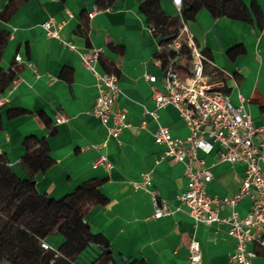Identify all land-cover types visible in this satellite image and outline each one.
Here are the masks:
<instances>
[{
	"label": "crops",
	"instance_id": "obj_1",
	"mask_svg": "<svg viewBox=\"0 0 264 264\" xmlns=\"http://www.w3.org/2000/svg\"><path fill=\"white\" fill-rule=\"evenodd\" d=\"M244 1L248 4L250 0ZM256 1L264 14V0ZM159 2L168 15L179 14L171 0ZM6 3L0 0V29L7 32L0 54V155L11 170L21 179L27 176L19 159L25 152L24 139L32 136L46 140L53 159L49 168L35 175L39 193L60 198L84 180L100 179L99 189L107 201L90 206L84 218L93 232L109 241L111 264L141 258L148 264H186L191 237L200 245L198 264H238L230 258L235 241L227 234L225 223L196 222L184 206L160 218L152 217L154 208L147 189L156 190L177 207L176 195L187 182L181 162L160 159L165 146L155 143L154 132L163 125L173 137L184 138L189 129L172 105L155 107L151 83L144 73L154 75V84L161 87L159 38L152 33L138 0H113L106 8H97L94 0H25L7 14L3 12ZM49 17L63 21L57 37L50 36L42 25ZM185 22L211 60L204 66L209 82L234 105L241 102V96L254 123H264V16L237 20L214 17L200 8ZM91 47L101 50L95 69L118 75L115 105L126 112L128 123L118 139L107 138L105 126L92 113L96 78L80 57ZM17 54L18 61L14 59ZM178 61L189 68L184 57ZM12 64L18 67V83L8 92L5 72ZM153 110L156 118L150 114ZM56 114L66 120L56 123ZM218 150L214 144L209 152L199 150L197 155L212 173L206 193L222 199L239 190L245 167L241 162L219 159ZM99 154L106 155L109 168L92 166ZM145 170L151 171L150 184L147 189L135 187L133 182ZM249 205L245 196L234 209L244 216ZM216 207L220 217L231 210L220 202ZM61 241L57 233L44 239L52 249ZM250 246L258 251L253 264H264V249ZM92 254L83 252L76 264L87 263Z\"/></svg>",
	"mask_w": 264,
	"mask_h": 264
},
{
	"label": "built area",
	"instance_id": "obj_2",
	"mask_svg": "<svg viewBox=\"0 0 264 264\" xmlns=\"http://www.w3.org/2000/svg\"><path fill=\"white\" fill-rule=\"evenodd\" d=\"M180 9L182 0H171ZM88 16H92L89 13ZM63 21H56L49 17L42 25L50 36H58V30ZM178 35L168 44V49L177 50L183 42L189 46V68L184 69L182 63L175 58H169L162 66L161 87L154 82L156 77L144 73V78L151 83L152 97L155 107L172 105L189 129L184 137H173L167 126L160 125L154 132V141L165 146L160 156L170 157L183 164V172L187 178L186 186L176 195L180 206L172 207L168 201L160 197L156 190L147 189L151 180V171L140 173V179L134 181L135 187H144L150 194L153 205V218H160L181 209L189 214L194 221L211 224L223 222L227 225V234L234 241V250L230 258L238 264H253L252 259L258 251L250 246L256 245L264 249V123L255 124L250 113L241 102L234 105L228 95L221 89L215 88L204 71L210 58L196 43L186 22L180 21ZM64 44H68L63 41ZM73 47V45L68 44ZM158 50L162 48L158 45ZM101 50L97 47L87 48L80 54L82 64L90 70L96 78L97 97L92 113L98 117L106 128V137L118 139L122 130L128 125L126 112L115 105L119 92L118 75L116 71L99 72L94 64L98 61ZM20 55H15L16 61ZM18 83V73L11 80L6 91H11ZM2 99V98H1ZM156 118V112L150 111ZM62 114H56L55 122L65 121ZM219 146L218 157L231 163L244 164V176L241 178L237 192L222 199L214 198L205 191L206 183L212 173L204 160L198 157L199 150L207 153L213 145ZM111 166L105 154H99L92 162V166ZM249 199V210L244 216L235 211V204L243 197ZM222 203L231 210L225 217L218 215L216 205ZM41 246L48 245L42 241ZM188 260L186 264H198L200 261V245L197 239L191 237L187 243ZM0 258V264H3Z\"/></svg>",
	"mask_w": 264,
	"mask_h": 264
},
{
	"label": "trees",
	"instance_id": "obj_3",
	"mask_svg": "<svg viewBox=\"0 0 264 264\" xmlns=\"http://www.w3.org/2000/svg\"><path fill=\"white\" fill-rule=\"evenodd\" d=\"M25 0H7L4 13L13 11ZM97 8L108 7L113 0H94ZM153 34L158 36L162 50L158 58L163 66L169 58L189 59V46L183 42L179 49H168L178 35L180 21L192 20L200 8L214 17L251 21L264 16L256 0H182L179 14L168 15L159 0H138ZM7 32L0 29V54ZM8 85L18 73L15 64L5 72ZM25 152L19 159L27 176L19 178L0 155V258L9 264H76L85 251H93L85 264H111L109 241L93 232L84 215L90 206L103 204L107 198L99 189L100 179L91 178L76 185L60 198L41 194L35 187V175L52 164L49 147L44 138L28 136L23 141ZM53 233L62 236L56 249L44 248L41 242ZM89 249V250H88ZM128 264H148L144 259H132Z\"/></svg>",
	"mask_w": 264,
	"mask_h": 264
},
{
	"label": "rangeland",
	"instance_id": "obj_4",
	"mask_svg": "<svg viewBox=\"0 0 264 264\" xmlns=\"http://www.w3.org/2000/svg\"><path fill=\"white\" fill-rule=\"evenodd\" d=\"M79 262H80V263H82V261H81V260H79Z\"/></svg>",
	"mask_w": 264,
	"mask_h": 264
}]
</instances>
